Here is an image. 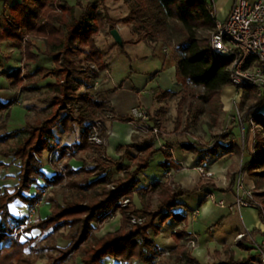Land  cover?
I'll use <instances>...</instances> for the list:
<instances>
[{
  "label": "trees",
  "instance_id": "trees-1",
  "mask_svg": "<svg viewBox=\"0 0 264 264\" xmlns=\"http://www.w3.org/2000/svg\"><path fill=\"white\" fill-rule=\"evenodd\" d=\"M86 1L77 0L70 5L65 0H18L0 7V45L10 43L17 47L23 52L25 62H37L39 55L43 54L52 58L54 63L52 69H37L22 74L21 68H18L5 73L13 88L21 87L27 92H40V82L45 78L52 77L53 81L46 83L47 89L38 98L45 107L41 117L28 121L23 128L11 133L6 130V121L0 123V156L19 162L14 189L0 188V264H37L42 251L47 252L45 264H68V258L76 252L81 255L83 264H105L106 258L153 264L160 253L156 238L163 226L170 220L179 223L187 219L177 209L181 206L178 198L205 186L218 189L214 183L200 182L196 189L188 190L168 180L154 182L151 188L158 195L157 207L148 197L142 201L140 208L124 209L120 229L108 232L102 238L91 237V223L112 217L120 206L119 200L133 192L140 182L139 174L149 168L155 154L163 152L169 156L165 147H170L168 143L163 147H154L155 136L148 134L135 138L125 146L121 157L113 160L105 156L104 146L89 141L92 123L96 119L109 118L112 112L106 97H95L83 90V87L91 90L98 78L92 65L99 70L106 67L96 37L105 29L110 34L118 24L132 25L138 35L130 43L147 41L174 48L177 54L176 78L183 87L179 93L160 89L155 95L159 100L182 95L174 131L181 124V110L185 103L192 113L207 112L215 124L219 123L221 94L231 84V59L214 56L210 50L209 37L215 21L206 8L205 0H133L129 14L117 20L101 11L107 0ZM57 7L60 12H57ZM37 39L43 40V47ZM192 85L203 88L195 105L190 101L194 97ZM256 91L251 86L244 88V103L249 104L247 117L257 125L258 131L253 145L254 156L242 170L254 180L256 197L263 198L259 216L264 223V113L256 110V107H264V99L258 98ZM14 100L7 103L0 101V113L8 109ZM116 119L123 122L132 120L130 117ZM152 119L160 126L159 116ZM189 119L186 120L190 122ZM57 126L67 131L76 126L84 127L78 142L60 147L61 157L67 154L68 149L73 150L70 152L80 150L96 154L93 164L85 163L78 170L67 165L65 183L63 175L57 173L49 178L42 171L44 151H54L59 146L54 141V128ZM188 133L187 127L179 134L184 136ZM159 135L163 136L161 130ZM231 135L235 133L218 135L210 145H201L189 139L177 144L183 150L198 154L199 163H203L207 158L218 157L220 152L224 155L234 151L241 155L239 140L236 137L232 141ZM103 136L108 137V133ZM131 148H138L139 154H133ZM6 165L0 160V168ZM116 172H122V175L115 178ZM238 173L236 170L229 173L232 189ZM39 178L45 180L46 186L58 185L54 193L63 197L60 201H52V212L47 218L28 223V217L17 218L11 214L10 204L19 199L29 208L33 207L40 200L41 193L30 196L29 192ZM112 184L114 188H111ZM132 216L144 219L143 223L131 224ZM25 224L26 231H20ZM64 227L68 228L66 237L71 242L61 248L55 243V233ZM35 228L43 234L40 239L31 235L29 239L21 240L22 232L32 233ZM187 234L184 228L173 232L175 248L171 252L172 257L164 258L160 264H205L183 244ZM247 241L239 243V247L249 251L246 256H236L235 251L225 245L214 253L213 261L206 264H261L253 247L244 245Z\"/></svg>",
  "mask_w": 264,
  "mask_h": 264
},
{
  "label": "crops",
  "instance_id": "crops-1",
  "mask_svg": "<svg viewBox=\"0 0 264 264\" xmlns=\"http://www.w3.org/2000/svg\"><path fill=\"white\" fill-rule=\"evenodd\" d=\"M18 0H0V7L13 4ZM70 4V0H65ZM93 1V0H92ZM234 4V0H218L217 1V15L221 19H225L231 11V8ZM73 5V4H70ZM121 33V31H120ZM39 41L43 42L42 39ZM147 42V41H146ZM149 43V42H148ZM154 46H160L153 43H149ZM6 48L3 51H8L5 53V58H10L14 49H18L14 47L10 43H5ZM3 46V45H2ZM98 46V45H97ZM99 47V46H98ZM162 50L167 48V46H160ZM168 49V48H167ZM19 50V49H18ZM101 50V49H100ZM21 51V50H19ZM15 52V51H14ZM165 52V51H163ZM23 52L21 51V54ZM104 53V51H102ZM166 56V52L164 53ZM37 62L29 63L28 70L34 71L37 69L45 70L52 69L54 67V63L52 58L47 57L45 55L41 56ZM23 57V55H22ZM169 57L166 56V60L164 62V67L162 71L156 76L141 74L132 75L129 79L130 85H133V89H136V94L134 95L132 91H129L128 86L121 84L119 87L116 84L110 83L112 82L111 76V64L106 61V67L104 70H100L98 73V78L108 79L106 82L101 84L102 87L97 89V93L95 94V90L92 88L90 92L96 97L97 95H101L102 97H106L109 102V106L112 110L110 112L109 118L105 120V126L107 131H109V136L107 137L105 147V156L111 158L113 160H117L121 157V155L125 152V146L130 145L135 138L140 139L146 135H148L145 130L148 129L147 123L134 120L131 115V110L133 107L137 105H143L150 113L151 123H155L152 117H160L159 120L163 119L164 113L166 116L168 114V110L166 109L165 100H159L155 98V95H158L159 89H166L168 91L178 93L182 89V85L178 83L176 78V60H172L173 63L169 67H165L167 64V60ZM1 69L0 72H10L11 69H6L5 64H3V59H0ZM20 63V61L18 60ZM3 74V73H1ZM53 79L52 77H50ZM53 80H50L51 82ZM43 86V85H41ZM47 89V88H46ZM110 89H115L112 92L106 93L110 91ZM93 91V92H92ZM234 89L229 85L225 87L221 94V100L226 105V107H231V101L234 97ZM15 99L14 103L6 110L2 112V120H6V130L8 133L14 132L23 128L28 121H33L36 118H39L45 112V107L37 106L36 104L32 105L28 101H18L17 96L15 95V88L11 86V81L8 79L3 86H0V101L2 103H7L10 100ZM19 107H25L26 110H22L21 115L16 113V115H12V111ZM37 106V107H36ZM263 109V108H262ZM261 111L263 112V110ZM7 114L8 117H7ZM114 115V116H113ZM114 117V118H113ZM116 117H130L132 118L129 122H123L117 120ZM84 127L76 126L74 129L65 130L62 126H57L54 128V141L59 145L54 151H44L41 161L43 162L42 171L45 176L51 178L55 176L57 171L58 164H64L65 166L69 165L72 169L78 170L85 163L93 164V158L96 155L95 153L82 152L80 150L70 152L73 150L68 149L67 154L61 157L60 147H68L78 142L83 134ZM237 130V128H235ZM238 131V130H237ZM235 132V131H234ZM171 136V135H169ZM167 134H163V136L159 137L160 142L167 144ZM166 137V138H165ZM14 140L18 141V138ZM170 145L172 148V152H169V156L165 157L166 159L160 163L162 168V178L152 180L148 175L143 173L139 174V184L135 187L136 189H144L151 187V184L154 182H165L163 177L165 174L174 169L175 167H179V165L185 166V168H180L179 171L175 173H171L170 180L173 179L174 185L188 190L196 189L199 186V183L209 184L212 183L213 180L202 178L200 173L194 169V167L198 165H202L207 169H210L215 172L214 178H219L220 181L223 180V184L218 186L217 183H214L218 189H213L211 186H205L203 189L196 191L192 194H186L178 198L181 206L178 207V211L186 216V220L182 222H176L177 225L182 229L184 228L188 233L187 236L194 238L198 243V248L191 249L193 255L199 259L196 253L202 252L206 253V259L211 257L216 251H220L225 245L230 246L235 253H240L239 257L246 256L249 251L239 247V244L234 242L235 236L242 232L245 229L250 230L254 237L257 240H261L263 236L264 224L259 216L258 208H242L230 211L228 208H222L216 203H214L210 198H207L208 194H213L214 197L217 198L224 203L231 205L234 203L235 198V190L230 188V183L227 185V178L229 179V173L231 171H239L242 163H238L237 166L235 164V158L240 155L235 153L234 151L224 154L222 158H207L203 163H199V155L195 154L191 151L183 150L179 146H177V150L174 149L175 145ZM158 146V145H157ZM138 148H131V152L136 154ZM243 155V154H242ZM229 159L230 165H225L222 168L221 175L218 176V173L213 168V164L220 160ZM251 159V155H246L243 157L244 164L247 163ZM0 160L5 162L7 165L2 166L0 168V188L1 187H9V190L12 191L14 189L15 184L17 183L16 174L19 171V162H13L12 158H4L0 156ZM236 167V169H235ZM239 169V170H238ZM167 172V173H166ZM122 175V172H116L114 177H118ZM244 182L249 185H255L253 179L246 172L243 174ZM230 181V179H229ZM58 185H48L46 186V182L43 178H39L36 184H33L30 188L29 195L34 196L37 192L41 193L40 205L35 208L34 216L31 220H27L28 223H33L38 219L47 218L52 212V201H60L62 199V195L55 194L54 191L57 190ZM156 192V191H155ZM157 193V192H156ZM142 203L137 205V208H140ZM33 207H28L21 200H16L12 204H10L11 214L15 217L26 216L29 219V215L32 212ZM237 212L236 215H233V212ZM173 222V221H172ZM106 231H116L122 227V219L120 216H113L106 223ZM180 229V230H181ZM20 231H26L24 228H21ZM39 228H35L32 230V233L25 232L26 236L30 238L31 235L38 236L39 239L43 236L40 233ZM59 231V234L56 238V245L61 248L67 247L71 240L67 239L66 234L68 233V228L64 227ZM173 232L170 231L169 236L172 238L173 243L175 241L173 239ZM164 239V238H162ZM248 240V239H247ZM160 245V243L157 241ZM244 245L252 246L249 243L245 242ZM254 250V249H253ZM255 251V250H254ZM43 253V252H42ZM200 260V259H199ZM213 261V259L211 260ZM46 262V261H45ZM208 262V261H207ZM206 262V263H207ZM204 263V262H202ZM45 264V263H44ZM69 264H83L80 256L74 258L73 262ZM105 264H145L139 261L134 262H124L121 260H117L114 258H106ZM262 264V263H261Z\"/></svg>",
  "mask_w": 264,
  "mask_h": 264
},
{
  "label": "rangeland",
  "instance_id": "rangeland-1",
  "mask_svg": "<svg viewBox=\"0 0 264 264\" xmlns=\"http://www.w3.org/2000/svg\"><path fill=\"white\" fill-rule=\"evenodd\" d=\"M56 1H58V0H56ZM82 1L84 3L87 2L86 0H82ZM76 2H77V0H70V4L74 5ZM105 5L106 6L101 7V11L104 13H107L112 19L117 20V19L125 17L129 14V12L133 6V0H127V1L126 0H107ZM56 10H57V12H60V9L58 7ZM219 19H221V18H219ZM116 28H118L119 31H121V36L123 38V44L122 45H119L115 42L113 37L108 33L107 29L101 31V33L96 37V42H97V45L99 46V48L101 49V51H104L103 54H104L105 63H106V61H108L111 64L110 67H111L112 82H110V83H112V85L116 84L117 87H119L121 84H124L125 86H128L129 91H132V93L135 95L137 91H136V89L134 90L132 88L133 85L132 84L130 85V81H129V79L132 77V75L140 76L141 74H144V75L148 74V75L156 76L157 74L160 73V71H162V69L164 67V62L166 60V56L169 57V59L167 60V64L165 67H169L173 63L172 60H174L176 58L177 54H176V52L172 46H167L168 53H166V56H165V54H164L165 52H163L164 50H162L160 46H154L152 44H149L146 41H141L138 43H130V40L135 39L138 35L137 32L135 31V28L132 25L124 26L122 24H118L116 26ZM37 43L43 47V44L41 41H39V39H37ZM1 45H0V59H3V61H4L3 64H5V67L7 70L11 69V67H12V69L21 68L22 74H24L26 71H29L28 70L29 63L25 62V57H24L23 53L21 54V51H19L18 49H14L15 52L13 51L11 57L5 58V53L8 51L7 50L3 51L4 48H6V45H3V46H1ZM22 55H23V57H22ZM41 56H43V55H41ZM39 59L41 60L42 58L40 57ZM18 60L20 61V63L18 62ZM1 63H2V61L0 60V69H1ZM1 73H4V74H1ZM7 80H8V78L6 77L5 72H0V86H3ZM50 80H53V79L48 77V78L43 79L40 82V84L43 86H42V90L38 93L37 92L24 91L21 87L15 88V95L17 96V100H19L21 98L20 102L21 101H25V102L28 101L29 103H32V105L36 104L37 106L42 107L43 105L40 101H38V98L43 95V92L47 88L46 83H48ZM100 88H102V87H99L98 89H100ZM192 89L194 91V97H192L190 99V101L195 105V103L198 100L197 95L203 92V88L201 86L192 85ZM83 90H84V88H83ZM163 90H166V89H163ZM96 93H97V91L95 92V94ZM181 98H182V95H175L173 97L167 98L165 100L166 109L169 111L167 116H166V113H164L163 119L159 120L160 126H158V124L154 123V125L158 128V137H160L159 130H161L163 134H167L168 136L171 135V136H169L167 138L165 137V138L167 139L168 144L175 145L174 149L177 150V146H178L177 142L178 141H185L187 139L192 140V141H196V142L200 143L201 145H210V143L218 135H227V134H221L223 131V128H225V127H228V129H230L231 132L235 131L234 132L235 136L239 140V132L237 130H235L236 127H234V124L228 122L229 121L228 120V112L223 110V107L225 104L223 103L222 100H221L220 118H219L218 124L214 123L213 119L210 117V115L207 112L195 114L193 111V113H192L190 111L188 104L185 103L182 106V110H181V113H182L181 124H180L179 128L176 131H174L175 130V121H176L177 114L179 111V105H180ZM233 98H235V95ZM244 98H245V96L242 98V102L240 103L239 107L246 112V110H248L249 104L244 103ZM22 110H26V108L17 106V108H15L12 111V115L14 116V115H16V113L21 115L20 111H22ZM262 110L264 113V107ZM189 113H191V116H189ZM2 116H3V114L0 113V123L3 121ZM149 116H150V113H149ZM188 117H190V119H189L190 122H188L186 120ZM97 120H100L104 125L102 136L105 133H108V136H109V131H107L106 126H105V120L106 119H96L95 121H97ZM150 120H151V116H150ZM95 121L92 124H94ZM187 127L189 129V133L184 135V136H180L179 133ZM146 133L149 135H154L151 132H146ZM255 133H256V130H255ZM104 139L107 140V137H104ZM106 140H105V143H106ZM154 142L158 145V146L155 145V147H163L164 145H166L162 141L160 142L159 138L157 140L153 141V143ZM105 143L100 145V146H104ZM153 146H154V144H153ZM166 148L169 152H171V150H170L171 147H165V149ZM137 154H139V151H137L135 155H137ZM242 154L243 153L241 152V155L239 157L235 158V164L237 166L239 165L238 163H243V166H244L243 157L248 155L249 153L245 151V153L243 155ZM219 155H220V157L218 159L223 157V155H221V152L219 153ZM252 157L253 156L251 155V158ZM165 159H166V157H165L163 152L156 153L155 156L153 157L152 161H151L149 168L145 171V174L148 175L152 180L161 179L163 172H162V168L160 166V163L163 162ZM61 165L64 166L65 170H66L65 173H63V174L59 173V167ZM225 165H230L229 159L217 161L212 166L216 170V172L218 173V176H220L221 172H222V168ZM179 168L182 169V168H185V166L181 167L179 165V167L178 168L175 167L174 170L179 169ZM235 169H236V167H235ZM57 171L60 175L64 176V178H65L64 183H65L67 181L66 180L67 167L62 163L58 164ZM170 179H171L170 176L165 174V176L163 177L162 180H164V181L168 180V181L174 183L173 179L172 180H170ZM210 180H213L212 183H217V185L220 186L223 184L224 179H222V181H220L219 178L218 179L213 178ZM226 180H227V185H229V183H230L229 179L227 178ZM111 188H114L113 184L111 185ZM66 192H68V191L66 190ZM125 197H127L129 199L128 206L122 207L120 205V203L118 202V204L120 206L117 209H120V213H118L117 209H116L113 216H120V218L123 219L124 209H129V210L136 209L137 205L141 204L142 201L146 200L148 197H151V203L153 204L154 207H157V204H158V195L155 192L154 188H151V187H149V188L145 187L144 189H136L135 188L130 195H127ZM217 197L215 196L214 199L216 201H219V199ZM256 199L259 203H262V201H263V198L260 196H257ZM234 201H235V198H234ZM38 205H40V202ZM234 210H236V209H234ZM236 211L233 212V215H236V213H237ZM33 216H34V214H33ZM110 219H111V217L104 219L101 222L100 221H93L91 223L92 229L90 230L91 231L90 232L91 237L102 238L108 232H115V231H106L107 228L105 225L107 222H109ZM28 220H31V218H29ZM131 224H133L132 220H131ZM25 227H26V224L21 226V228H24V229H25ZM180 229L181 228L179 227V225L176 224V222L174 220H170L169 222H167L163 226L162 232L156 238V240L160 243V245H159L160 253L157 257H155L153 264H160L164 258L172 257L171 252L175 248V244L173 243L172 238H170L169 232L170 231H176V230L178 231ZM25 234H26L25 232H22L21 240L29 239V237H27ZM58 234H59V231H57L55 233V243H56V238H57ZM187 237H190V236L184 237L183 244H185V246L188 249H190V251H191L192 248L188 245L189 239ZM162 238H164V239H162ZM190 238H192V237H190ZM43 243H46V242H43ZM42 252H41L42 256L38 259L37 264H44L45 261L47 260V255H46L47 252L46 251H44L43 253ZM163 253H165L166 255H163ZM196 255L199 257L200 261L204 262L205 264L207 261H208L207 263H209V262H211L212 259L215 258L214 254H213L211 257L206 259V253L203 254L202 252L196 253ZM77 256H80V258H81V255L79 254V252H76L72 256L70 255V257L68 258V264L70 262H73L74 258H76ZM236 256L239 257L240 253H238V254L236 253ZM81 261H82V259H81Z\"/></svg>",
  "mask_w": 264,
  "mask_h": 264
},
{
  "label": "built area",
  "instance_id": "built-area-1",
  "mask_svg": "<svg viewBox=\"0 0 264 264\" xmlns=\"http://www.w3.org/2000/svg\"><path fill=\"white\" fill-rule=\"evenodd\" d=\"M206 8L208 9L211 17L215 21V27L210 33L209 47L214 56H224L231 59L229 65L230 73V86L234 89L235 98L231 101V107L224 105L223 110L228 112V122L234 124L239 132V143L242 153L245 151L254 156L253 144L255 142V130L257 125L252 120H248L247 110H242L239 105L242 102V98L245 96L244 88L251 86L256 88V96L260 99H264V0H234V4L230 13L225 19H219L217 15V0H205ZM164 51L168 53V49L164 48ZM92 69L98 74L100 70L96 65H92ZM108 79L97 78L94 82V90H97L101 84ZM85 91L90 92L86 87H83ZM21 99V98H20ZM20 99L18 101H20ZM257 111H261L259 107H256ZM131 115L134 120H140L148 125V129L145 132H151L155 135V140L158 137V128L154 123L150 122V116L148 110L143 105H137L132 108ZM250 126L247 131V126ZM103 123L100 120L95 121L90 127L89 141L97 145L105 143L103 133ZM231 131L228 127L223 128L221 134H229ZM231 139H236L235 135H231ZM154 140V141H155ZM154 147L157 145L153 143ZM167 149V148H166ZM171 153L172 148H170ZM181 167H184L181 165ZM243 163L240 166L239 173L237 174L235 181V201L231 205L224 203V201H216L213 194H208L207 198H210L214 203L222 208H228L230 211L234 209L242 208H262V205L257 201L255 195V185L249 186L244 182L243 174L246 172L242 170ZM180 169V168H179ZM179 169H172L171 173L179 171ZM202 178L213 179L215 172L207 169L204 166L198 165L194 167ZM65 167H59V173H65ZM215 180V179H214ZM40 201L36 202L32 208V212L29 218H32L35 213V208ZM122 207H126L129 204L127 197H122L119 201ZM120 213V209H117ZM133 224H141L144 219L131 217ZM264 224V223H263ZM188 245L192 249L198 248V243L194 238L187 237ZM245 239L249 240L255 252L258 253L259 259L264 264V230L261 240H257L253 233L245 229L238 233L234 242L239 244ZM163 255H166L163 253Z\"/></svg>",
  "mask_w": 264,
  "mask_h": 264
},
{
  "label": "water",
  "instance_id": "water-1",
  "mask_svg": "<svg viewBox=\"0 0 264 264\" xmlns=\"http://www.w3.org/2000/svg\"><path fill=\"white\" fill-rule=\"evenodd\" d=\"M110 34L117 44H123V38L118 28L111 29Z\"/></svg>",
  "mask_w": 264,
  "mask_h": 264
}]
</instances>
